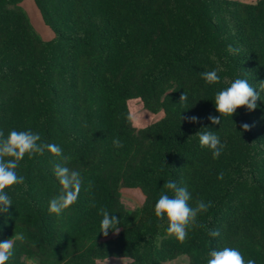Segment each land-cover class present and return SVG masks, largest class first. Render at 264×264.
Here are the masks:
<instances>
[{"label": "trees", "instance_id": "obj_1", "mask_svg": "<svg viewBox=\"0 0 264 264\" xmlns=\"http://www.w3.org/2000/svg\"><path fill=\"white\" fill-rule=\"evenodd\" d=\"M33 1L54 35L49 41L23 0H0V130L5 137L31 130L70 159L45 151L20 162L27 190H5L13 205L0 215V242L25 239L15 240L7 264H168L182 256L207 264L211 250L225 247L264 264V92L255 110L240 107L221 124L208 119L220 116L214 98L228 86L225 76L259 92L264 0ZM229 45L238 51L229 53ZM213 55L225 71L209 85L201 73L216 67ZM183 92L186 103L179 102ZM132 100L164 117L136 128ZM192 116L199 121L190 123ZM199 130L219 137L218 158L200 145ZM117 138L122 147L114 146ZM58 163L82 180L76 203L59 216L49 212L61 188ZM169 180L188 189L192 207L210 204L183 241L154 212ZM122 189L140 190L143 205L127 210ZM100 209L120 220L118 233H100Z\"/></svg>", "mask_w": 264, "mask_h": 264}, {"label": "clouds", "instance_id": "obj_2", "mask_svg": "<svg viewBox=\"0 0 264 264\" xmlns=\"http://www.w3.org/2000/svg\"><path fill=\"white\" fill-rule=\"evenodd\" d=\"M227 51L235 54L238 50L229 45ZM210 59L216 62V67L201 73V77L209 85L218 84L221 82L219 73L225 71V69L214 55ZM223 83L228 86L218 91L214 98L215 108L220 116L208 117L214 125L221 124V117L223 116L232 117L240 107H246L249 111L255 110L257 101L260 100V92H264V81L259 83V92L245 79L230 80L225 76ZM187 101V93L183 92L179 102L186 103ZM187 119L190 123L199 121V118L195 116ZM242 128L244 131H248L250 125L245 123ZM201 129L210 128L204 127ZM200 130L195 134L200 145L211 149L213 158H218L221 149L224 147L219 137L214 131ZM40 141V135L33 133L31 130H11L6 137L5 133L0 130V215L8 213L9 207L13 205L10 196L5 191L6 189L14 185H23L24 190H27L25 177L18 175L16 171L25 155L31 159L33 156L43 155L47 151L55 157H62L65 161L70 159L69 157H63L62 149L58 145L45 144ZM113 144L117 148L123 146L118 138L113 141ZM53 171L61 188L59 194L50 200L49 212L59 216L76 203L82 180L78 171L70 170L59 163L54 166ZM219 178H223L222 173ZM163 189L166 191H162L154 207L155 216L161 221L166 220L168 235L175 236L179 241H183L187 237V229L190 226H196L197 215L206 212L210 204H206L201 200L196 202L195 207H192L189 203L192 199L191 193L186 187H180L172 180L165 182ZM169 192L172 193L171 196L168 194ZM100 213L103 217L100 233H103L104 236H108L109 230L118 233L120 220L116 216L110 215L105 209H100ZM209 235L217 237L220 233L218 230H212ZM16 239L24 240L25 237L19 235L0 242V264H7V261L13 256ZM209 256L207 264H255L253 259L245 261L241 252L235 248L225 247L222 250H211Z\"/></svg>", "mask_w": 264, "mask_h": 264}, {"label": "rangeland", "instance_id": "obj_3", "mask_svg": "<svg viewBox=\"0 0 264 264\" xmlns=\"http://www.w3.org/2000/svg\"><path fill=\"white\" fill-rule=\"evenodd\" d=\"M240 2H247V3H255L256 0H234ZM22 7L27 12L34 28L39 33V35L45 40L49 41L53 38L52 31L46 27L44 24L42 17L36 8L33 0H23ZM128 108L133 120V123L136 128L142 129L146 128L147 126L160 121L164 114L161 112L159 114H152L145 110L143 104L140 100H132L128 103ZM122 202L125 205L126 209L129 211H134L137 208H140L144 203V196L140 190L137 189H122ZM131 260L129 259H109L99 264H129ZM168 264H189V260L186 256H182L177 260L168 263Z\"/></svg>", "mask_w": 264, "mask_h": 264}]
</instances>
